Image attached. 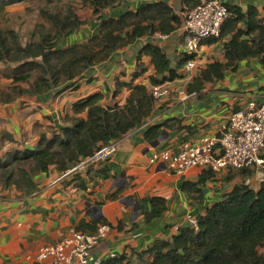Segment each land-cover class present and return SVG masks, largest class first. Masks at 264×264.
Returning <instances> with one entry per match:
<instances>
[{
    "label": "crops",
    "instance_id": "crops-1",
    "mask_svg": "<svg viewBox=\"0 0 264 264\" xmlns=\"http://www.w3.org/2000/svg\"><path fill=\"white\" fill-rule=\"evenodd\" d=\"M149 1L153 0H122L116 6L104 8L99 13L100 18L87 4L86 15H79V18L90 22L81 24L79 35L72 36L76 31L64 37L59 46L86 42L99 32L102 18L117 17ZM169 2L176 10L173 0ZM227 2L244 9L254 4L264 15V0ZM22 4L13 3L6 9L21 10ZM176 11L184 13L183 10ZM86 31L87 37L82 36ZM227 39L229 37L205 41L195 55L196 67L190 71L184 65L178 69L181 76L166 80L174 87L185 89L189 96L183 98L176 92L155 99L151 115L142 126L123 137L116 153L102 164L90 165L81 171L86 188L77 186L73 175H64L54 164L46 173L35 177L38 190L31 194H23L15 185L1 188L0 264L31 263L29 258L34 257L41 246L70 234L83 219L90 221L101 215L110 224L94 254L102 258L111 252L131 254L133 249H145L156 238H170L179 226L190 223V215L204 213L207 206L231 190L238 182L237 178H228L226 173L229 170L215 172L213 178L200 185L202 195H199L183 185L186 181H198L203 168L192 167L179 175L164 163L151 161L155 151L178 149L186 140L197 141L204 135L220 133L233 109L251 100L264 101V61L261 56L242 60L235 70H227L224 77L205 83L199 90H188L193 79L209 62L216 59L226 61L224 43ZM148 41L161 45L173 66L186 52L182 26L166 36L159 32L148 34L116 49L106 60L89 66L81 77L67 82L65 85L76 81L67 88L61 85L42 93L25 92L14 96L11 95L13 79L5 74L4 63L0 60V157L13 150L37 146L43 134L51 138L61 133V128L67 125L66 116L74 114L73 103L91 93L104 92V105L124 104L130 88L124 85L117 95L114 90L118 81L126 83L133 79L138 63H142L145 70L133 83L150 86V77L156 74L151 57L144 54L138 58L141 47ZM23 86L29 84L25 82ZM81 115L86 117L87 113ZM170 118L180 120L185 127L166 128L159 143L152 145L145 138L146 129ZM261 155L264 156V150ZM102 167L107 168L108 176L100 171ZM258 169L255 164L244 171L248 175L247 182L255 187L262 181ZM223 183L227 188L222 187ZM109 194L116 195L109 198ZM155 195L164 196L168 208L160 217L147 221L141 208L149 209L151 205L146 197Z\"/></svg>",
    "mask_w": 264,
    "mask_h": 264
},
{
    "label": "trees",
    "instance_id": "trees-1",
    "mask_svg": "<svg viewBox=\"0 0 264 264\" xmlns=\"http://www.w3.org/2000/svg\"><path fill=\"white\" fill-rule=\"evenodd\" d=\"M25 1L31 0H0V19L7 13L8 5ZM121 1L83 0V4H90L94 14L100 18L99 13L104 8L116 6ZM199 2L184 0L183 12ZM228 7L230 13L220 35L207 40L214 42L229 37L224 43L226 61L216 59L209 62L193 79L189 91L199 90L205 83L224 77L227 70H235L244 59L261 56L264 61L262 11L254 4L244 9L238 4L228 3ZM40 10L55 29L54 32L40 34L36 39L23 42L14 26L0 23V60L4 63L5 74L13 79V96L25 92L42 93L63 86L81 77L89 66L106 60L113 51L139 37L157 32L170 34L184 23V13L177 12L169 0L142 2L135 10H126L117 17L102 18L99 32L86 42L59 46L64 37L78 31L87 20H81L71 5L65 14L44 7ZM144 54L151 57L156 70V74L150 77L152 84L181 76L178 69L194 56L185 52L173 66L164 48L152 41L143 44L138 58ZM144 70L142 63H138L132 80L117 82L114 95L124 85L130 88L124 104L104 105V92L91 93L73 103L74 114L66 116L67 125L61 128V133L51 138L43 134L37 146L13 150L0 157V189L15 185L23 194H31L38 190L35 177L46 173L50 165L54 164L65 172L70 163H77L103 144L140 127L155 105L149 86L133 83ZM25 82L28 87L23 86ZM83 112L87 113L86 117L81 115ZM170 127L184 128L185 125L170 118L149 126L145 138L151 143L159 140L165 129ZM100 171L108 176L106 167ZM80 173L75 174L73 180L77 186L86 188V180ZM213 176L211 169H204L198 181H186L183 187L202 195L200 185ZM115 195L109 194L108 197ZM146 200L151 206L149 209L141 208V211L147 221L160 217L168 208L164 196H147ZM196 217V225H181L170 238H156L145 249H133L131 254L118 252L115 256H106L100 264H264V186L238 182ZM103 224L110 223L101 215L90 221L83 219L76 229L96 231Z\"/></svg>",
    "mask_w": 264,
    "mask_h": 264
},
{
    "label": "built area",
    "instance_id": "built-area-1",
    "mask_svg": "<svg viewBox=\"0 0 264 264\" xmlns=\"http://www.w3.org/2000/svg\"><path fill=\"white\" fill-rule=\"evenodd\" d=\"M227 0H200L192 8L185 10L184 44L188 54L185 68L196 67L195 55L202 44L221 33L222 25L229 16ZM166 36V34H161ZM150 91L155 99L179 93L187 98L185 89L172 86L168 82L151 84ZM143 125V124H142ZM141 125V126H142ZM122 138L103 144L92 155L82 158L68 168L64 175H75L90 165H100L118 150ZM264 101H248L244 106L235 108L229 115L225 128L218 134L204 135L197 141L186 140L178 149H163L151 155V161H160L172 172L183 175L192 167L211 169L214 173L222 170H244L258 164V176L264 179ZM189 222L197 224V217L190 215ZM108 225L103 224L96 231L73 230L54 243L40 247L27 264H100L102 257L94 254L95 247L106 236ZM111 252L108 256H115Z\"/></svg>",
    "mask_w": 264,
    "mask_h": 264
},
{
    "label": "rangeland",
    "instance_id": "rangeland-1",
    "mask_svg": "<svg viewBox=\"0 0 264 264\" xmlns=\"http://www.w3.org/2000/svg\"><path fill=\"white\" fill-rule=\"evenodd\" d=\"M22 5L23 9L21 10L11 8V10L8 11L6 9L7 13L0 19V23L5 26L9 24L14 26L20 34L23 42L36 39L34 36H37L38 38L39 35L43 33L54 32L55 28L53 24L49 22L40 12L42 7L65 14L68 11V5H71L76 13H79L78 15L83 17L87 13V7L83 4V0H52L50 2L47 0H31L23 2ZM96 18L97 17L94 19ZM39 21L40 25H37ZM87 22H90V20L88 19ZM80 29L81 26L72 36L74 37L75 35H79ZM86 34H88L87 31L82 36L87 37ZM245 172L242 170H229L226 174L228 175V178H237V182H247L248 175ZM225 184H222L223 188H227Z\"/></svg>",
    "mask_w": 264,
    "mask_h": 264
},
{
    "label": "water",
    "instance_id": "water-1",
    "mask_svg": "<svg viewBox=\"0 0 264 264\" xmlns=\"http://www.w3.org/2000/svg\"><path fill=\"white\" fill-rule=\"evenodd\" d=\"M182 1L183 0H173V3L175 5L176 10H178V11H182L183 10ZM158 143H159V140H156V141L152 142L151 144L155 146ZM73 166H74V163H70L69 164V168H72ZM260 186H264V179H262ZM137 208H136V210H137Z\"/></svg>",
    "mask_w": 264,
    "mask_h": 264
}]
</instances>
